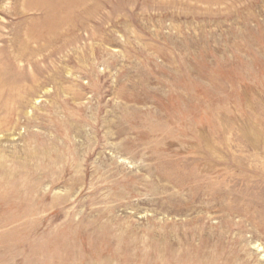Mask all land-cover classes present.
I'll use <instances>...</instances> for the list:
<instances>
[{
	"label": "rangeland",
	"instance_id": "1",
	"mask_svg": "<svg viewBox=\"0 0 264 264\" xmlns=\"http://www.w3.org/2000/svg\"><path fill=\"white\" fill-rule=\"evenodd\" d=\"M0 264H264V0H0Z\"/></svg>",
	"mask_w": 264,
	"mask_h": 264
}]
</instances>
